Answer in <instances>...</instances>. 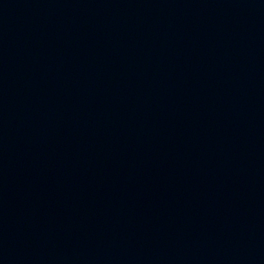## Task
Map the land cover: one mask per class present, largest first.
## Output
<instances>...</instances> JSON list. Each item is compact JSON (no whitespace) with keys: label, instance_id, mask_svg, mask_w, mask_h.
<instances>
[{"label":"water","instance_id":"water-1","mask_svg":"<svg viewBox=\"0 0 264 264\" xmlns=\"http://www.w3.org/2000/svg\"><path fill=\"white\" fill-rule=\"evenodd\" d=\"M0 264H264V0H0Z\"/></svg>","mask_w":264,"mask_h":264}]
</instances>
